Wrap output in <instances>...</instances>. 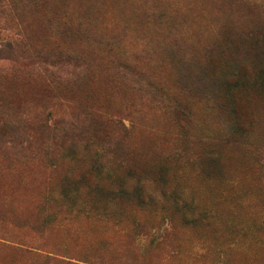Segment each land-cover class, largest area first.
Returning <instances> with one entry per match:
<instances>
[{
    "label": "rangeland",
    "instance_id": "obj_1",
    "mask_svg": "<svg viewBox=\"0 0 264 264\" xmlns=\"http://www.w3.org/2000/svg\"><path fill=\"white\" fill-rule=\"evenodd\" d=\"M0 264H264V0H0Z\"/></svg>",
    "mask_w": 264,
    "mask_h": 264
}]
</instances>
